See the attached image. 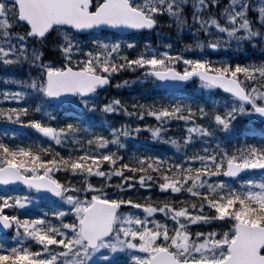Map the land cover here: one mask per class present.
Instances as JSON below:
<instances>
[{"label": "snow or ice", "instance_id": "1", "mask_svg": "<svg viewBox=\"0 0 264 264\" xmlns=\"http://www.w3.org/2000/svg\"><path fill=\"white\" fill-rule=\"evenodd\" d=\"M162 19L178 35L188 28L207 40L195 39L177 51L170 44L157 51L147 40L141 47L137 31L151 30ZM233 42L236 48L250 44L264 50V0H227L222 6L221 0H191L190 7L189 0H0V68L29 69L19 79L0 76L16 85L0 88V99L21 101L0 106V117L34 128L56 144L73 145L62 155L51 145L0 138V184L22 182L28 190H45L54 203L51 212L22 214L32 203L27 191L0 194V229L13 231L11 245L0 241V264H264V132L251 142L245 132L231 144L216 136V130L234 132L238 120L264 121V59L233 63L184 54ZM46 51L57 55L46 60ZM125 69L142 70L141 78L170 82L181 93L184 82H198L203 101L132 105L140 117H154L161 125L183 121L182 140L166 137L160 126L112 127L107 120L97 125L79 114L122 110L135 116L120 98L97 100ZM128 83L118 80L116 86ZM220 89L222 99L215 95ZM32 96L34 109L24 102ZM65 105L77 113L53 124L50 107ZM30 112L43 115L25 119ZM142 128L183 159L135 146L128 152L125 138L137 137ZM196 140L211 147L187 154ZM121 151L128 152L126 159ZM257 169L259 176L245 172ZM60 172L81 179H57ZM238 174L249 178L233 183ZM93 176L102 182L93 183ZM154 189L181 198L154 201ZM125 191L148 195L126 197ZM211 223L222 230H191Z\"/></svg>", "mask_w": 264, "mask_h": 264}, {"label": "trees", "instance_id": "2", "mask_svg": "<svg viewBox=\"0 0 264 264\" xmlns=\"http://www.w3.org/2000/svg\"><path fill=\"white\" fill-rule=\"evenodd\" d=\"M227 0H221V6L226 3ZM191 5V0H189V7ZM219 9L216 11L218 12ZM251 15V13H250ZM188 19L189 23L191 22V13L188 12ZM159 33V35H158ZM180 35L177 34V30L174 25L169 26V24L166 22V20L162 19L161 23L157 25V28L150 32V33H142L137 34L136 39L139 42V45L143 47L144 41L147 40L149 43L154 47L157 51H163V45L164 44H170L172 46L173 51L180 50L183 48L185 44L192 43L195 39H203L207 40V37L203 32L199 33L198 36H194L190 29L184 28L181 30ZM186 55H203L208 56L211 59H216L217 55H221L220 57H227L232 60L233 63L240 61L244 62L245 60H261L264 59V50H261L259 47L253 49L250 44H246L241 46L240 48H236L235 43H232L231 47H221L218 48V53L216 55H212L210 50L205 47L204 49H187L185 50ZM57 54L53 53L51 51H46L44 59H54ZM183 65L181 64V68ZM29 69L27 65H24L23 67H9V68H0V76L3 75H9L14 76L15 78H23L27 75ZM142 70L140 71H133L130 69L122 70L121 73L114 74V76L111 79L110 86L103 92H99L97 94V100L99 103L107 102L109 98H120L122 103H126L128 106L129 112H136L137 114L135 116H128L126 115L122 110L120 112H113V113H101L99 111L91 114H85V113H79L80 115L84 116V119L89 120L97 125H99L102 121L107 120L110 123V126L115 127L119 126L121 124H129L132 125V127H135L136 123L140 124H148L150 126H160L163 128L166 137H172L177 135L179 132L184 130V124L183 121H177L172 120L170 122H166L163 125L160 124L159 121H157L154 117H150L145 115L144 117H140L138 110L133 109V104H139V103H148V102H166L169 100V93L166 90H163L159 87V85L154 82L151 79H143L141 78ZM35 72H33V75ZM118 80H128L130 83L124 84L120 87H117V81ZM7 87L9 89L15 90L16 85L12 82H8L7 84L3 81V79H0V88ZM178 95H185V99H191L196 100L197 102L203 101L205 99L204 93L201 91V89L198 87V83H194L192 85V88L188 91H183L176 93ZM221 93L215 92V95L222 99L220 96ZM36 97L32 96L28 99H26L24 102L31 105V107L34 109L36 107ZM174 102L173 100H170ZM0 106H4L1 104L0 99ZM210 106V105H209ZM51 116L55 117L56 119L54 121H51L53 124H60L61 122L60 118L63 115L69 114L73 115L77 113V110L75 109V106H59L54 109H51ZM43 115V113L38 112H30L25 119H31V118H40ZM45 119H48L45 117ZM4 122L5 125L2 127L0 126V132L3 134L4 139L7 137L4 135V132H7L11 136L12 133L17 134L18 141H21L22 139L38 142L42 146H49L56 151L60 152L62 155H68L69 148H72L73 145L67 141L62 142L61 144H56L54 141H52L50 138L43 136L41 133H39L34 128H31L27 125H21L17 124L13 121H8L6 118L0 117V123ZM235 130L232 133H223L221 130H216V136H218L221 140H226L229 144L232 143V139L234 138L237 142L242 138V134L247 132L249 133L248 140L254 141L259 138V134L261 132H264V123L260 120H238L234 126ZM99 130V129H98ZM106 132V129L104 130ZM255 133V135H251V133ZM125 143L128 145V152H131L133 147L147 149L150 152H154L160 155H169L173 154V156H176V150L168 144H165L161 141H156L151 138V134L148 129H141L140 133L137 137H127L125 138ZM195 143L204 144L201 143L199 140H196L194 143H191L190 147H194ZM95 147V145H93ZM128 152L121 151L120 154L127 158ZM182 155V154H181ZM48 158V154H46V157ZM126 175L130 173H125ZM256 176L260 175V172H254L251 173ZM249 175L247 174V177ZM57 179L61 180H69L71 179L74 183H78L80 181L79 176H70L67 173L60 172L57 175ZM93 183H101V179L99 177H90ZM116 177L112 178V184L116 183ZM211 179V178H210ZM237 179H232V182L236 183ZM107 190H112L111 187H108ZM128 193V191H125ZM187 195V193H185ZM173 198L170 197L169 200ZM38 209H47L49 212L54 210V203L53 201H47L45 205L38 206ZM29 210V208H27ZM163 214H158L157 218H160ZM212 228H218L222 230V227L216 223H211L209 225H205L198 228H192L191 230L193 232L195 231H210Z\"/></svg>", "mask_w": 264, "mask_h": 264}, {"label": "rangeland", "instance_id": "3", "mask_svg": "<svg viewBox=\"0 0 264 264\" xmlns=\"http://www.w3.org/2000/svg\"><path fill=\"white\" fill-rule=\"evenodd\" d=\"M175 99L177 100V99H182V97H180V98H177V97H175ZM4 101V100H3ZM194 103H197V102H194ZM12 106H18V105H21V101H14L12 104H11ZM176 137H179V138H181V140H182V136H183V132H181V133H179V134H177V135H175ZM12 143H19V142H12ZM25 145H27L29 142L28 141H25V142H23ZM199 148H203V147H211V145H209V144H206V145H204V146H198ZM198 148V149H199ZM196 149H193V148H190V146L188 145L187 146V149H186V151H187V154H189V155H191L194 151H195ZM170 156H172V155H170ZM181 159H183V155H179V156H176V162H179V160H181ZM249 178V177H248ZM245 179H247V178H245ZM234 183V182H233ZM28 192V190L27 189H24V190H18V189H6V188H0V194H2V193H12V192H17V193H20V194H23L24 192ZM109 192H111V191H109ZM129 193H132L131 195L134 197V198H142L143 196H141V195H136V194H138L139 192H129ZM141 193H143V195L145 196V195H148V193L146 192V191H141ZM28 194L32 197V203H31V205L30 206H28V208H31L32 210H34V211H27V212H25V213H23V214H32V215H35V214H38V211H36V209H37V207L39 206V204L40 203H43L45 200H46V196L45 195H43V194H41V193H37V192H34V193H32V192H28ZM133 194H135V195H133ZM124 195L127 197L128 195H130V194H128L127 192H124ZM150 195H151V197H152V199L155 201V200H164L165 198H167V199H170V197L172 196L173 198H171V200H180V195H178V194H167V193H161L159 190H153L151 193H150ZM185 195V194H184ZM185 198H187V195H185ZM123 210H127V208L125 207ZM11 211H13V210H11V209H9V212H11ZM142 211V210H141ZM40 214V213H39ZM49 218H51V217H49ZM52 219H54V218H52ZM12 236H13V232H12V234H10V235H8V236H4V238H2L1 236H0V241H6L9 245H11V243H12ZM34 242H32V241H30L29 242V244H28V246L29 247H31L32 246V244H33ZM34 250V249H33Z\"/></svg>", "mask_w": 264, "mask_h": 264}, {"label": "water", "instance_id": "4", "mask_svg": "<svg viewBox=\"0 0 264 264\" xmlns=\"http://www.w3.org/2000/svg\"><path fill=\"white\" fill-rule=\"evenodd\" d=\"M139 31H149V30H139ZM138 32V31H137ZM158 80V79H157ZM192 81H195V80H192ZM192 81H189V82H184V84L182 85V88H184L186 85H188L189 83H191ZM158 82L161 84V86L163 87V88H168V89H171V90H173L174 88H171V87H169V83L170 82H165V81H160V80H158ZM109 85V84H108ZM107 85V86H108ZM107 86H104L102 89H104L105 87H107ZM222 90V89H221ZM223 91V90H222ZM258 170V169H257ZM252 171H256V170H245V172L246 173H248V172H252ZM238 176H240V174H238ZM0 186H17V187H23V186H26V185H24L22 182H15V183H13V184H9V185H4V184H0ZM27 187V186H26ZM39 191H42V192H45V190H39ZM49 195H51L50 193H49ZM2 232H5V233H7V232H10V231H5V230H3V229H0Z\"/></svg>", "mask_w": 264, "mask_h": 264}]
</instances>
